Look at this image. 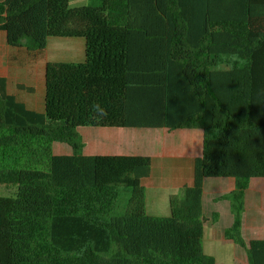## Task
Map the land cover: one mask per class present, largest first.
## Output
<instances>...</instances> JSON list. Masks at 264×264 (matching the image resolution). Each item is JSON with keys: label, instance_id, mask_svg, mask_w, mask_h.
<instances>
[{"label": "trees", "instance_id": "trees-1", "mask_svg": "<svg viewBox=\"0 0 264 264\" xmlns=\"http://www.w3.org/2000/svg\"><path fill=\"white\" fill-rule=\"evenodd\" d=\"M0 32L38 54L53 38L85 41L83 62L46 64L41 112L0 75V186L16 189L0 195V264H216L203 245L207 178L235 180L216 199L234 217L225 238L264 264V239L242 234L246 191L264 178V0H0ZM86 127L203 130L169 216L147 213L152 159L87 156Z\"/></svg>", "mask_w": 264, "mask_h": 264}, {"label": "crops", "instance_id": "crops-1", "mask_svg": "<svg viewBox=\"0 0 264 264\" xmlns=\"http://www.w3.org/2000/svg\"><path fill=\"white\" fill-rule=\"evenodd\" d=\"M50 41V40H49ZM66 41H82L83 44L71 49H62L63 55L60 62L81 63L85 60V41L82 39H67ZM3 49L4 59L0 57V75L8 80V91L19 101L35 111L44 110L45 96V62L43 72L40 74L42 85L40 89L33 83L23 81L12 82L10 76L3 69L4 62L7 67H14L19 59V53H24L29 61L50 51L49 43L44 53H29L26 49H11L7 45L6 34L0 32V49ZM33 64V61H32ZM26 65L30 72L35 70L34 65ZM30 74V73H29ZM28 76V75H27ZM31 76V75H30ZM19 84L34 87L35 91L29 93L18 88ZM37 89L40 90V101L34 102ZM91 128V127H86ZM97 129V128H94ZM99 132H88L86 138L82 135L85 148L84 154L95 155H122V156H147L152 159V168L149 176L143 180L146 189V207L150 216L167 217L170 215L169 199L177 195L183 186H190L194 180L195 160L203 156L204 132L202 129H117L98 128ZM108 129V130H104ZM83 131L84 128L79 129ZM71 155L72 150L58 147V150ZM71 149V148H70ZM236 182L233 178H207L204 182L203 213L208 219L205 224L204 251L216 259V264H249L245 250L239 245L225 238V230L233 223V214L227 200L216 199L231 193ZM214 214L219 216L217 222L212 221ZM242 234L247 242L264 239V178H255L245 195V213Z\"/></svg>", "mask_w": 264, "mask_h": 264}, {"label": "rangeland", "instance_id": "rangeland-1", "mask_svg": "<svg viewBox=\"0 0 264 264\" xmlns=\"http://www.w3.org/2000/svg\"><path fill=\"white\" fill-rule=\"evenodd\" d=\"M101 0H70V7L72 8H76V7H84V6H94V5H98L100 3ZM67 39H63V38H53L51 39L48 43H49V47H50V51L48 53H45L44 55L38 57L37 59H32V61H29L27 57H25L26 55L24 53H19L18 56V60L14 63V67L9 68L7 67V62H4L3 64V70L5 72L8 73V75L10 76L12 82H17V81H23L26 83H29L33 78V83L35 84V86H37L39 89L42 85V79L40 74H42L43 72V67L45 62H47L48 60H54L57 62H60L62 60V49L66 50V49H71L76 47V44H79V46H81V44H83L82 41H66ZM4 52L3 49H0V57L3 60L4 57ZM31 64L29 66L32 67V65H34L36 67V69L31 70L30 72L26 69V65ZM30 73V74H29ZM28 75V76H27ZM31 75V76H30ZM44 88H45V84H44ZM40 95V90L37 89L36 95L34 96V102L36 101H40V97L38 96ZM103 129H94V128H84V130L79 131L80 134H82L85 138H86V134L88 132H99ZM104 130H108V129H104ZM56 144V148L55 151L56 153L59 154H65L63 153V151L58 150V147H65L67 148L69 151L71 150L70 147L66 144H62V143H55ZM16 192V189L14 187H6V186H0V195L1 196H12L14 195Z\"/></svg>", "mask_w": 264, "mask_h": 264}]
</instances>
